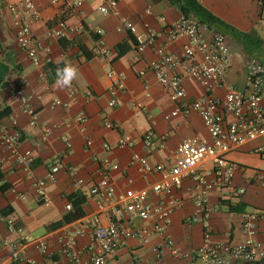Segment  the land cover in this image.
<instances>
[{
    "label": "crops",
    "instance_id": "1",
    "mask_svg": "<svg viewBox=\"0 0 264 264\" xmlns=\"http://www.w3.org/2000/svg\"><path fill=\"white\" fill-rule=\"evenodd\" d=\"M19 1L0 0V110L6 108L7 112L0 118V133L15 121L21 133L18 151L30 150L33 161L27 168L19 166L14 156L0 148V241L28 240L20 254L44 264L46 260L37 250L34 240L43 238L50 249L56 251V235L61 230H74L83 217L97 213V203L89 191L101 176L102 159L108 158L118 165L109 173L117 197L127 189L149 187L162 176V172L144 175L138 164L131 162L133 153L146 156L151 165L163 164L168 169L180 142L189 138L210 142L211 137L196 113L166 118L176 103L147 68L148 62L155 58L154 51L147 48L137 55L133 36L121 27L122 19H128L139 32H144L145 25H148L160 33L166 23L182 15L167 0H116V13L108 15L100 13V0H82L78 7L69 5L71 0L68 4L30 0L38 11V19L31 23V32L34 40L44 47L38 52L40 65H34L16 41L13 14L8 5ZM198 1L234 29L256 31L258 40L252 49L244 48L236 38L225 34L230 39L231 61L226 80L230 86L242 88L243 61L255 57L264 62V6H259V0ZM160 17H164L165 22ZM60 21L67 25L65 37L56 39L49 36V30L57 27ZM162 41L160 37L156 43ZM121 43L130 45V49L116 57L115 47ZM186 44L187 39L180 37L168 45V50L179 53ZM100 46L108 49L107 56L98 53ZM137 56L139 58L136 59ZM46 57H50L49 62ZM65 60L78 68V76L70 88L57 90L54 87L55 70L63 67ZM109 70L115 71L122 79V89L118 92L121 104L116 108L108 107L111 98ZM141 70L143 75L138 74ZM179 71L180 68L176 70ZM21 80L27 97L25 103L16 93ZM184 87L189 99L204 92L203 87L189 76L184 78ZM223 91L224 88L218 90L219 93ZM138 104L144 108H139ZM27 107L35 112L33 124ZM102 113H106L112 128L104 126ZM80 114L84 115V121L77 120ZM150 131L160 146L148 154L143 137ZM125 135L133 139L132 147L118 146V140ZM257 147H262V150L256 151ZM225 156L236 164L229 185L220 183L211 162L203 163L197 173L204 174L206 182L211 184L207 194L210 208L207 222L212 228V240L235 243L242 239V213L264 209V141L248 142ZM56 157L62 158L65 168L58 172L56 181L45 185V198L40 197L36 194L35 182L47 176ZM76 178L83 181L82 185L76 184ZM3 184L5 186L1 187ZM238 188L244 189L241 195L235 193ZM201 189L193 175L185 177L176 193L181 204L170 214L165 233L153 234L145 244L128 240L108 260V264H185L190 253L203 244V218L196 222L187 220L196 210L195 193ZM70 197L76 203L79 201L84 215L65 222L64 217L73 211ZM157 199L156 194L150 197L153 203ZM67 203L71 204V209H66ZM237 203L243 205L240 212L229 210V206ZM9 218L21 227L19 233L8 231L6 221ZM101 219L105 222L103 216ZM59 221L61 226H51ZM257 225L255 238L264 242V219H260ZM166 237L172 241V246H164ZM88 241V235L79 237L78 246L83 248ZM153 246L162 250L159 261L152 251ZM135 257L140 262H136ZM0 264H11L8 248L0 251Z\"/></svg>",
    "mask_w": 264,
    "mask_h": 264
},
{
    "label": "built area",
    "instance_id": "2",
    "mask_svg": "<svg viewBox=\"0 0 264 264\" xmlns=\"http://www.w3.org/2000/svg\"><path fill=\"white\" fill-rule=\"evenodd\" d=\"M60 1L68 4V0H52L54 3ZM81 4L82 0H71L69 3L77 7ZM116 8V0H100L98 7L103 15L116 13ZM8 9L13 14L18 46L34 65H40L38 52L44 47L41 42L34 40L31 32V23L38 19V11L30 0L9 4ZM101 9H106L107 14ZM159 19L165 22L164 17ZM121 27L133 36L137 55L142 54L147 48L154 51L155 58L148 62L147 68L176 103L175 109L166 118L196 113L207 129L211 141L200 138L183 140L176 147L168 169L163 164L151 165L146 156L133 153L131 162L137 163L144 175L162 172V176L149 187L127 189L117 197L109 173L117 169L118 165L108 158L102 159L99 169L101 176L89 191L97 203V213L83 217L74 230L68 231V228L61 230L56 235L58 246L56 251L50 249L45 239L34 240L37 250L46 260L44 264H108V260L124 247L128 240L134 239L145 244L153 234L163 235L170 214L181 204V199L176 193L182 186L184 178L190 175H193L197 187L201 186L202 189L195 193L196 210L187 220L196 222L200 217L203 218V244L190 253L189 260L185 264H264V242L255 238L258 232L257 223L260 219H264V209L242 213V239L239 242L212 240V228L207 222L210 211L207 194L211 184L206 182L204 174L197 173L203 163L211 162L220 183L229 185L236 164L226 158V153L251 141H264V62L255 57L244 60L241 65L244 84L242 88H236L230 86L226 80L231 67L227 35L199 23L192 15H181L175 21L166 23L160 33L155 32L148 25H145L144 32H139L128 19H122ZM66 29V23L60 21L57 27L49 30L48 35L61 39L65 37ZM160 37L163 41L157 44V39ZM180 37L187 39V44L183 46L181 52L168 50V45ZM98 53L107 56L109 51L104 46H100ZM45 60L49 62L50 57H46ZM178 68L181 71L176 72ZM138 74L143 75L144 71L141 70ZM186 76L192 77L203 87L204 92L201 96L188 98L184 87ZM107 77L111 82L108 107L116 108L121 104L118 92L122 89V79L113 70L107 72ZM23 86L24 81L21 80L20 88L16 93L25 103L27 97L23 93ZM221 88H224V91L219 93L218 90ZM63 105L66 106L67 103ZM137 106L144 108L142 104ZM26 111L32 116L33 124L34 110L27 107ZM102 118L105 127H113L106 113H102ZM77 120L84 121V115L80 114ZM20 141L21 133L16 128L15 121L9 128L4 127L1 130L0 148L14 156L19 166L27 168L33 161V156L30 150L22 153L18 151ZM143 144L148 154L160 146L151 131L145 133ZM133 145L134 141L130 136L125 135L118 140L119 147ZM261 150L262 147L256 148V151ZM63 168L65 164L62 158L56 157L49 167L47 176L35 182L38 196L45 198V185L56 181L58 172ZM70 170L75 176V172ZM82 183L81 179L76 178L77 185L80 186ZM243 192V188L235 191L236 195H241ZM152 194L158 195L154 203L150 201ZM65 207L67 210L72 208L70 203ZM101 216L105 218V222ZM6 225L11 233L21 231V227H18L12 218L7 219ZM84 235H88L89 241L86 246L80 248L78 238ZM28 242L22 238L2 240L0 251L4 248L9 249L11 264H38L20 254ZM164 246H172V241L168 237L165 238ZM152 251L159 261L161 248L153 246ZM135 261L140 262V259L135 257Z\"/></svg>",
    "mask_w": 264,
    "mask_h": 264
},
{
    "label": "trees",
    "instance_id": "3",
    "mask_svg": "<svg viewBox=\"0 0 264 264\" xmlns=\"http://www.w3.org/2000/svg\"><path fill=\"white\" fill-rule=\"evenodd\" d=\"M167 1L169 2L170 5L175 7L182 15L192 14L198 20L199 23L208 25L214 31L221 32L223 34H228V36L232 38H236L244 48H246L247 44H252V46L249 47L256 46V41L258 40L256 31L253 30L251 32H241L234 29L233 27H231L230 25L226 24L221 19H219L217 16H215L213 13H211L203 5H201L198 0H167ZM259 6L261 8L262 6H264V0H259ZM250 35H255L256 38L251 39ZM260 43L262 44V41H260ZM129 49H130V45H127L126 43H121L116 45L115 47V50L117 52L116 57H120L124 55L126 52L129 51ZM6 114H7L6 108L0 110V118L5 116ZM0 179H1V174H0ZM4 186L5 184H3L1 187ZM69 199L72 202L73 211L71 212L70 215H66L64 217L65 222H69L75 218L84 215V212L81 210L80 206L78 205L79 201L78 203H76V201L73 200L72 197H70ZM242 209H243V205L241 203H237L234 206H229V210H233V211L240 212ZM61 224L62 222L59 221L52 223L51 226L59 227L61 226Z\"/></svg>",
    "mask_w": 264,
    "mask_h": 264
},
{
    "label": "clouds",
    "instance_id": "4",
    "mask_svg": "<svg viewBox=\"0 0 264 264\" xmlns=\"http://www.w3.org/2000/svg\"><path fill=\"white\" fill-rule=\"evenodd\" d=\"M102 12L107 14L106 9H101ZM63 67H58L55 70V83L54 87L57 90H64L66 88H70L73 84V81L77 79L78 76V68L68 60L62 62Z\"/></svg>",
    "mask_w": 264,
    "mask_h": 264
},
{
    "label": "rangeland",
    "instance_id": "5",
    "mask_svg": "<svg viewBox=\"0 0 264 264\" xmlns=\"http://www.w3.org/2000/svg\"><path fill=\"white\" fill-rule=\"evenodd\" d=\"M250 37L252 39L253 37H255V35H250ZM229 41H230V39H229ZM231 43H233V42L231 41ZM249 46H252V44H247L246 48L247 49H252V47H249Z\"/></svg>",
    "mask_w": 264,
    "mask_h": 264
}]
</instances>
